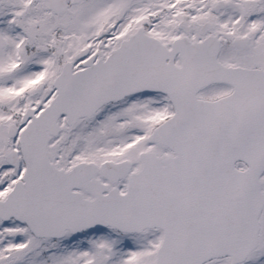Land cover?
<instances>
[{
  "label": "snow or ice",
  "instance_id": "snow-or-ice-1",
  "mask_svg": "<svg viewBox=\"0 0 264 264\" xmlns=\"http://www.w3.org/2000/svg\"><path fill=\"white\" fill-rule=\"evenodd\" d=\"M0 264H264V0H0Z\"/></svg>",
  "mask_w": 264,
  "mask_h": 264
}]
</instances>
